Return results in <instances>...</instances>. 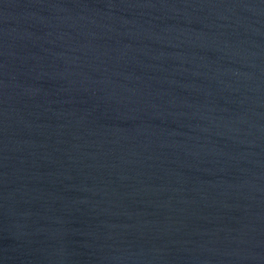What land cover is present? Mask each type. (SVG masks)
Here are the masks:
<instances>
[{
    "label": "water",
    "instance_id": "95a60500",
    "mask_svg": "<svg viewBox=\"0 0 264 264\" xmlns=\"http://www.w3.org/2000/svg\"><path fill=\"white\" fill-rule=\"evenodd\" d=\"M0 264H264V0H0Z\"/></svg>",
    "mask_w": 264,
    "mask_h": 264
}]
</instances>
